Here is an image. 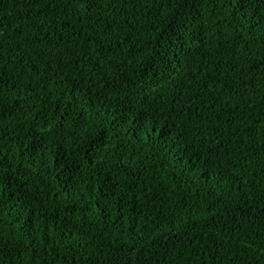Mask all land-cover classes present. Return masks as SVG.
<instances>
[{
	"label": "trees",
	"instance_id": "obj_1",
	"mask_svg": "<svg viewBox=\"0 0 264 264\" xmlns=\"http://www.w3.org/2000/svg\"><path fill=\"white\" fill-rule=\"evenodd\" d=\"M262 16L0 0V264H124L131 241L147 264H264Z\"/></svg>",
	"mask_w": 264,
	"mask_h": 264
},
{
	"label": "snow or ice",
	"instance_id": "obj_2",
	"mask_svg": "<svg viewBox=\"0 0 264 264\" xmlns=\"http://www.w3.org/2000/svg\"><path fill=\"white\" fill-rule=\"evenodd\" d=\"M259 3H264V0H258ZM244 3H252V0H241V4ZM91 6V5H89ZM80 7L84 8L85 3H80ZM261 19H264V16L261 17ZM180 26V22L176 21V27ZM259 25H256L254 27H258ZM261 40L264 41V29H262L261 32ZM4 47L3 43L0 42V50H2ZM153 62L157 65L158 69L166 68V66L171 65L172 61V52L171 47L167 46L166 41H161L159 47L156 49V51L152 54ZM3 63L0 61V97H3L4 95V84H6L8 73L3 70ZM156 83L159 82V80L154 81ZM144 87L151 88V85L148 83V81H144ZM113 91L115 92V96L113 99H119L121 102L124 101V99L127 96V93L125 92L123 95L121 93L123 92L122 86H120L118 83L114 87ZM128 103L130 104L131 101L129 100ZM130 110V109H129ZM156 129L150 128L148 129V132H155ZM146 139L148 137L146 136ZM104 136L98 135L97 137V143L103 144ZM97 148L95 145L93 146V151H96ZM136 241H131L128 244V253L125 256L124 264H147L145 257L143 256V253L140 252V249L136 247ZM142 247V245H141Z\"/></svg>",
	"mask_w": 264,
	"mask_h": 264
}]
</instances>
